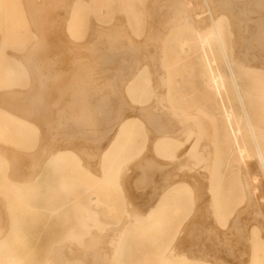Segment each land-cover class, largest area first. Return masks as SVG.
I'll return each mask as SVG.
<instances>
[{
    "label": "rangeland",
    "instance_id": "obj_1",
    "mask_svg": "<svg viewBox=\"0 0 264 264\" xmlns=\"http://www.w3.org/2000/svg\"><path fill=\"white\" fill-rule=\"evenodd\" d=\"M251 66L264 0H0V264H264V169L239 97L264 156ZM204 191L207 225L185 245Z\"/></svg>",
    "mask_w": 264,
    "mask_h": 264
},
{
    "label": "bare ground",
    "instance_id": "obj_2",
    "mask_svg": "<svg viewBox=\"0 0 264 264\" xmlns=\"http://www.w3.org/2000/svg\"><path fill=\"white\" fill-rule=\"evenodd\" d=\"M239 9V8H238ZM241 10H242V8H241ZM235 14V13H234ZM237 15V14H236ZM239 17V16H238ZM236 18V17H235ZM220 19H222V18H220ZM195 20V19H194ZM193 20V21H194ZM223 20V19H222ZM212 21V24L214 25L215 24V22H214V19H212L211 20ZM220 21V20H219ZM195 24V21H194V23H193V25ZM239 25V24H238ZM237 25V26H238ZM237 26H235L236 28H237ZM195 27V32H196V35H198L197 36V40L199 41V43L201 44V43H205L208 39H209V37H207V38H203V36H202V34H200V30H198V28L196 27V25L194 26ZM231 27V26H230ZM238 27H240V26H238ZM235 28V29H236ZM240 30V29H239ZM193 32V31H192ZM231 35V34H230ZM206 36V35H205ZM208 36V35H207ZM216 36L217 37H220V35H219V33H218V31L216 32ZM248 37V36H247ZM246 38V37H245ZM247 41V40H246ZM248 43V42H247ZM222 44V43H221ZM247 45V44H246ZM222 46V45H221ZM223 48V47H222ZM256 63V62H255ZM217 64H216V62H215V60H213L212 62L211 61H209V64H208V69H209V77H208V81H210V83L212 84V85H214L215 87H217V88H219V89H221L222 88V86H225V84H226V79H224V78H221L222 76L224 77L225 75L223 74L222 76H221V74H222V72H221V74L219 75V73H220V70L219 69H217V67L218 66H216ZM252 67V66H251ZM229 68H230V65H229ZM236 68H238V67H236ZM248 68V67H247ZM256 69L255 67H252L251 69ZM262 68V67H261ZM246 69V68H245ZM247 71V70H246ZM256 72V75L255 76H253L252 78H253V83H254V85L255 86H257V85H260V86H262V87H264V69L263 70H259V69H256L255 70ZM253 72H254V70H253ZM255 73H253V75L255 74ZM243 74V73H242ZM247 74V73H246ZM250 74V73H249ZM230 75H231V77H232V80H233V82H234V85L236 86L237 85V80H236V77H235V73H230ZM248 75V74H247ZM251 77V76H250ZM237 88H238V86H237ZM254 92V91H253ZM256 92V91H255ZM240 94V93H239ZM257 94V93H256ZM253 95H251L250 97H252ZM220 97H222L221 95H220ZM239 97H240V103H241V107H242V109H243V111H244V115H243V117L244 118H246L245 120H246V123L244 124L245 126H243L242 124H241V126L242 127H244V128H246V130L248 131V133H249V135L248 136H252L253 138H254V144H255V147L257 148V150H258V152H257V154H258V159L261 161V164H262V169H264V156H263V152L261 151V149H260V145L257 143V141H256V135H255V131H254V129L252 128V125H251V121H252V116L250 117L248 114V112H247V110H246V108H245V102H244V100L242 99V96L241 95H239ZM250 97H249V99H250ZM254 97L255 98H257L255 101H256V103H255V101H254V99L252 100V105H250L249 103H247L248 105H250V106H252V107H255L256 108V110L259 112V115H260V113H261V115H260V117H262L261 118V120H260V122H264V93H263V95H254ZM248 101V100H247ZM224 107V106H223ZM229 109V110H228ZM243 113V112H242ZM257 113V112H256ZM251 115V114H250ZM258 115V114H257ZM224 116H225V119H226V121L229 123V126H230V129H231V132H232V134H233V136H234V138L236 139V140H238V138L240 139V135H241V132H242V134H245V133H247V131L245 130V132L243 131V129H242V127L239 125V124H237V125H239L240 126V129H241V131H240V129L238 128V131H237V134H236V131H235V129H234V125H233V120H234V118L236 117V114L230 109V108H225L224 107ZM243 120V119H242ZM242 120H241V122H242ZM240 123V122H239ZM181 126V125H180ZM184 126H185V124H184ZM238 127V126H237ZM181 128V127H180ZM178 130H172V132H174V133H180L179 134V136L182 134V133H184L185 131V129H186V126L183 128V129H179V128H177ZM263 131H264V128L262 129ZM244 132V133H243ZM246 135V134H245ZM246 135V136H247ZM263 136L262 137H264V132H263V134H262ZM244 136V135H243ZM250 136V137H251ZM175 138H177L178 136H174ZM241 138H242V135H241ZM126 142V141H125ZM124 142V143H125ZM127 145V144H126ZM172 145H174V143H172ZM122 146V145H121ZM194 146H195V144H194ZM172 148H174V146L172 147ZM192 149H194V147H192ZM191 150V149H190ZM194 151V150H193ZM187 152H189V151H187ZM187 152H185L184 153V155H188L189 153H187ZM242 150H240V151H238V154H242ZM187 153V154H186ZM184 155L182 154V156L184 157ZM190 155V156H189ZM188 156L190 157V161H192V159L194 158V156L196 155V153H195V151H194V153L191 151V154H189ZM179 156H180V154H179ZM187 156V157H188ZM175 159H177V156L175 157ZM183 159V158H182ZM185 160V157H184V159L182 160V161H184ZM178 161V160H177ZM181 161V162H182ZM179 162V161H178ZM197 162H198V160H197ZM199 163V162H198ZM197 163V164H198ZM171 165V167L174 169V166H175V164L177 165V163H170ZM196 164V165H197ZM169 166V167H170ZM184 166H185V164H184ZM190 166V165H189ZM200 166V165H199ZM186 167V166H185ZM191 167V166H190ZM196 167V166H195ZM186 168H189V167H186ZM182 169V168H181ZM189 170L190 171H194L193 170V167H191V168H189ZM200 170V169H199ZM174 171V170H173ZM186 171H187V169H186ZM249 171V170H248ZM191 172V173H192ZM195 172V171H194ZM193 172V173H194ZM174 173V172H173ZM185 173V172H184ZM202 173H204V172H202ZM186 174V173H185ZM188 174H189V172H188ZM200 174V173H199ZM247 174H249V172L247 173ZM179 175V174H178ZM176 175H173V179H175L176 177H175ZM189 176V175H188ZM191 176V175H190ZM199 176V175H198ZM204 176H205V174H204ZM180 177V176H179ZM243 177V181H242V186H243V189H244V192H245V195H246V197H247V199L249 198V201H251L252 200V202H254V201H256V192H255V190H256V188H254L253 187V185L251 184V182H250V180H249V178H248V176L247 175H244V176H242ZM182 178H183V176H182ZM186 178V177H185ZM185 178H184V180H185ZM191 178V177H190ZM172 179V180H173ZM177 179V178H176ZM175 179V180H176ZM179 179V178H178ZM186 179H188V178H186ZM192 179V178H191ZM204 179H206V178H204ZM204 179H201L200 180V186L202 187V188H204L205 189V187H207V185H206V183H205V181L206 180H204ZM181 180H183V179H181ZM189 180V179H188ZM195 180V179H194ZM197 180V179H196ZM174 181V180H173ZM177 181V180H176ZM175 181V182H176ZM198 181L199 180H197V183H198ZM189 184V183H188ZM192 185V184H191ZM198 186H199V183H198ZM193 187V186H192ZM194 188H195V186H194ZM136 189V188H135ZM196 189V188H195ZM200 189V188H199ZM200 190H202V189H200ZM199 190V191H200ZM198 191V190H197ZM198 191V192H199ZM203 191V190H202ZM205 192H207V191H204V195H203V199L200 197V198H198L199 200H201L202 199V201L200 202V207H199V210H198V212H196L195 214H192L191 212H193V210L191 211V212H189L190 213V215H194V217L192 218V216H190V218H192L190 221L188 220H186L188 223L187 224H185V227L184 226H182V228H183V234L185 235V237L183 238V241H184V243H185V245L186 244H189V238L187 237V234L190 232V231H192V230H198V229H200V228H202L203 227V225H207V216H206V210H208L209 209V207H211L210 206V204H206V197H205ZM203 193V192H202ZM200 194H201V192H200ZM190 196H193L192 194L190 195ZM202 196V195H201ZM192 198V197H191ZM190 199V198H189ZM197 199V200H198ZM153 200V199H152ZM193 200V199H192ZM194 200H195V196H194ZM193 200V201H194ZM187 201V200H186ZM190 201V200H189ZM188 201V202H189ZM193 201H192V203H191V205L193 204ZM185 202V201H184ZM183 202V204L184 205H186V207L185 208H187V203L185 204ZM191 202V201H190ZM197 202V201H196ZM195 202V203H196ZM151 203V202H150ZM190 204V203H189ZM132 205V204H131ZM183 205V206H184ZM189 206V205H188ZM196 208V207H195ZM149 209V208H148ZM183 209H184V207H183ZM190 209V208H189ZM193 209V208H192ZM198 209V208H197ZM140 210V209H139ZM151 210V209H150ZM135 211H137V210H135ZM134 211V212H135ZM141 211V210H140ZM149 211V210H148ZM197 211V210H196ZM133 212V213H134ZM147 212V211H146ZM185 212V211H184ZM188 212V210H186V213ZM127 213V212H126ZM133 213H129L128 212V214H126V221H129L131 218H133V216H134V214ZM136 213V212H135ZM138 213H139V211H138ZM188 213V214H189ZM137 214V213H136ZM188 216V217H189ZM188 219V218H187ZM182 234V233H181ZM178 235V234H177ZM109 236H111V235H109ZM110 238V237H109ZM108 238V239H109ZM177 239V238H176ZM176 243V242H175ZM111 244V243H110ZM173 245V244H172ZM180 245H182V244H180ZM184 245V244H183ZM182 245V246H183ZM174 247H172V248H174L173 250L171 249V253H172V255H173V257L174 258H176V257H179V258H186L187 257V255L188 254H186V251H183V250H181L180 248H179V245L177 246V247H175L176 246V244L175 245H173ZM183 248V247H182Z\"/></svg>",
    "mask_w": 264,
    "mask_h": 264
}]
</instances>
